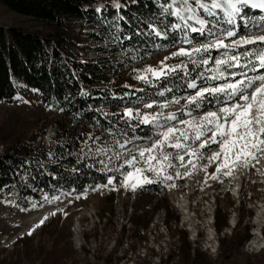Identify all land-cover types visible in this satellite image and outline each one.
I'll return each instance as SVG.
<instances>
[{"label":"trees","instance_id":"16d2710c","mask_svg":"<svg viewBox=\"0 0 264 264\" xmlns=\"http://www.w3.org/2000/svg\"><path fill=\"white\" fill-rule=\"evenodd\" d=\"M0 1L32 22L30 25L0 24V102L17 101L26 88L34 91L46 108L53 112L62 110L63 113V116L56 118L53 143L34 145L35 138L25 136L21 129L0 131V195L21 210H34L54 203V196L80 195L104 186L111 175L113 181L118 182L125 173V167L119 168L120 171L101 172L88 159H80L79 154L74 152L81 151L86 144V129L93 126L115 135L151 137L155 130L151 125L141 124L133 132L121 119L123 113L115 111V106L125 102L146 103L174 98L190 91L186 83L193 77L176 72L167 79H154L151 84L145 83L140 88L119 86L112 82L109 86H95L103 81H111L110 76L103 73L100 65L88 63L86 58L82 60L83 51L79 47L82 39L79 38L80 32H75V26L81 25L77 20L103 13L109 18L117 15L118 32L122 36L129 23L130 33L134 34L136 27L145 29V36H141L140 32L133 36L136 48L143 55L155 44L162 47L165 42L177 43L179 29H173L171 25L179 21L167 14L156 16V0ZM162 1L169 3V0ZM144 15L149 18L144 19ZM156 31L167 35L157 36ZM190 34L195 42L200 40L198 33ZM196 83L198 87L207 86L209 81L197 80ZM169 88L171 91L166 90ZM160 90H164L163 96L159 95ZM207 99L213 102H205L199 109L189 105L188 111L199 113L219 105L215 102L216 98ZM104 103L110 106L108 110L100 108ZM71 120L80 128L69 127ZM136 123L131 121L133 126ZM113 125L115 130L109 131ZM121 129L127 131H118ZM142 188L158 190L160 186L145 184ZM45 196L52 202H47ZM33 204L37 206L33 208ZM218 219L219 216L216 222ZM244 257L237 254L231 261L237 260L243 264ZM223 259L216 264H223ZM247 264H264V258Z\"/></svg>","mask_w":264,"mask_h":264},{"label":"rangeland","instance_id":"374dc122","mask_svg":"<svg viewBox=\"0 0 264 264\" xmlns=\"http://www.w3.org/2000/svg\"><path fill=\"white\" fill-rule=\"evenodd\" d=\"M168 2H170V0ZM156 6L158 7L157 4ZM245 12L247 13V17L261 15L254 9H246ZM201 14L203 15V13ZM159 15H161V11L158 7L156 16ZM93 16L94 15L90 16L89 20L79 21L81 25L75 26V32H80L79 38L85 40L83 43L87 44L84 45L83 48H80L84 54H82V60L84 61L85 58L87 60H92L91 58L94 57L93 65H100V67L103 68L102 70H104L103 73H107L110 76L111 81H103L95 86H109L112 82V84L119 86L140 88L145 82L137 79V75L143 73L148 67L159 68L163 65H176L180 64L181 61L187 60L186 57L173 56L172 53L177 52L181 47L189 48L190 45L188 44L182 45L178 42L175 44H166L165 42V46L163 45L162 47L155 44L152 49L148 50L146 55H143V53L138 51L136 46L134 48V45L129 47L130 45L128 43L126 44L125 51H119V47L122 45L118 46V42L109 36H104L105 40L101 42L91 39L86 35L87 33H85V31L90 32L92 30L90 26L94 23V18L98 20L96 23L97 25H99L101 21L98 15L95 17ZM116 16L111 18L113 23L116 21ZM143 18L148 19L149 16L144 15ZM193 22L194 21H190L189 23L194 24ZM18 23L30 25L32 22L24 15L9 9L0 1V24L10 25ZM238 23L241 24V28L237 37L229 38V40L238 39L245 35L261 34L246 32L239 18ZM114 30L118 31V28L113 29V32ZM93 31L97 34L104 35L98 28L93 29ZM124 32H126L125 28ZM139 32L141 36H145L144 33L142 34L141 28L136 27L134 34L138 35ZM134 34L131 33L130 38H132ZM199 37L200 40L193 44L198 46L199 43L208 42L200 34ZM229 40H226L225 43H228ZM114 47L116 49H113V53L105 51L107 48ZM224 51V49H212L211 56L215 59ZM207 56L208 54H204V58H207ZM119 57L122 59H129V61L132 62L131 65L129 67H127V65L121 67L122 65H119L121 63L119 61L116 64L114 59ZM214 67L215 65L212 60H210L207 66L201 65L195 72L192 71L193 66L189 64L188 71L191 73V77H195L198 72L203 71L205 68ZM232 71L243 72L247 71V69L235 68L232 69ZM258 71L264 73V69H259ZM176 72H182V75H185L181 70H177ZM256 74L257 73L254 72H248V75ZM207 75L210 76L211 73L209 72ZM149 78L154 80L151 76H149ZM240 78V76H237L235 78L229 77L228 79ZM208 81L209 83L207 86H214L225 82L221 80ZM200 82L206 81L200 80ZM195 91V89H190V91L186 93L178 96L175 95L174 98L152 101L151 104L153 106L148 108L147 111H142V109L138 111L142 114L163 112L167 115L168 113H176L178 120H188L192 117L203 116L207 111H218L219 107L223 106L221 104L211 106L199 113H191V116H189L187 114L189 112L188 109L185 108L183 110V107L187 103L186 98L195 95ZM174 100H178L179 102H172ZM162 104H167L168 106L166 108H161L160 105ZM100 108L108 110L110 106L104 103L100 105ZM133 110L134 113L137 111V109ZM61 116H63L62 110L58 112L51 111L40 103L34 91L24 88L17 101L13 103L0 102V131L6 130L10 132L14 128L15 130L21 129L25 136L35 138L34 145L38 143H44L46 145L44 137L47 134H51V128L56 124V118ZM178 120L170 121L169 125L182 127L178 124ZM71 121L68 123V126L74 128L71 125ZM41 130L44 131L42 134H39ZM86 130V148L89 149L92 145L97 146L99 143L103 142L104 137L102 135H97V132L89 128ZM189 143H192V141H189ZM198 143L199 142L193 144V147H197ZM209 146L210 147L205 152H202L203 149L201 150L203 155L206 154L208 157L218 150V146L215 144ZM1 149L2 146L0 145V150ZM172 150L180 152L176 149ZM221 162V160H216L209 163L208 160V172L203 183L197 186L199 189H204V187L214 184L218 186L219 183L228 180L230 175H224L216 171L217 165ZM121 165H123V168L125 167V173L132 170V166L126 165L124 162L117 168H121ZM233 173L240 174L243 184L249 186L251 193L250 199L256 197L261 204V207H257V215H255L254 220L256 221L258 216H260V214H258V209L260 208L264 212V157L260 158L259 163L253 161L248 167L239 165L232 167L231 175ZM213 176L217 178L213 179ZM110 178L113 179L112 175ZM110 178L108 177V179ZM123 181L124 175L122 174L118 182L113 181V183L107 187L98 186L94 190L80 195L63 194L59 199H56L54 203L34 210H21L5 201L4 197L0 195V264H124L121 260L122 257L125 256L129 258L131 255L132 258L137 255V259L141 264H216L223 258V264H240L237 260L236 262L231 261V258L234 259L237 254L245 256L242 262L243 264H247L248 262L255 263L257 259L264 258V248L256 252H248L244 249L245 241L251 236L250 221L254 212L248 210L245 206V201H242L239 210V222L237 226L229 232V229L225 227L228 226L227 218L232 200L228 194L223 195L221 193L216 197V218L219 216L218 221L215 223L218 247L216 253L208 254L199 249L195 251L192 250V242L188 239L187 233L182 229L178 230V232L177 229H175L171 232L170 240L166 237H157L158 235L155 234L157 238H155V241H157L158 248L161 249L159 251L153 249L152 252H148V256L145 257L147 259L139 257L136 252H141L140 247L144 245V242L142 241L137 244L135 237L129 235L128 232L123 233V231H119L118 227L120 224L124 223V221H121L122 211L119 209L114 212V198L108 194V189H120L121 187H125ZM132 182H135V180L129 182V186H127L128 191L132 188L130 186ZM140 184H143L142 180ZM153 198V195L147 193L143 194L136 201L134 207L137 210H147L132 216L131 222L133 227L130 229L131 232L134 233L139 227L146 228L149 223L152 222L155 210L152 212L148 207L153 202ZM204 201L203 198L201 203L205 204ZM125 205L126 203L123 204V206ZM247 205L250 204L248 203ZM156 206L157 208H166L168 206L167 198H163ZM106 211L111 213L110 216L105 217ZM263 218L264 217L261 219ZM171 219L172 215H169L167 221ZM41 220L44 221L42 224L40 223ZM29 232H31V235H29ZM177 233L180 234V239L176 238ZM126 238L128 239V244L125 242ZM149 239L152 238L149 237ZM79 244H81L80 248ZM130 244L134 250V254H131V251L127 249ZM149 244L152 246L151 242H147L146 246L149 247ZM169 250L171 251L169 252ZM167 253L168 256L165 255ZM228 255L231 256H229L230 260H228L229 257L227 258ZM156 259L160 260V262H156Z\"/></svg>","mask_w":264,"mask_h":264},{"label":"snow or ice","instance_id":"6c2138e0","mask_svg":"<svg viewBox=\"0 0 264 264\" xmlns=\"http://www.w3.org/2000/svg\"><path fill=\"white\" fill-rule=\"evenodd\" d=\"M246 9L264 10V0H170L163 6V12L168 16H174L179 21L171 25L173 29H179L184 33L182 43L190 45L189 48L181 47L173 56L186 57V61H181L176 65H163L159 68L148 67L143 73L137 75V79L145 83H152L151 76L156 81L167 79L176 73L177 70L184 72L185 76H190L188 65L193 66L195 72L201 65L207 66L212 60L214 68H205L197 73L190 81L186 83L189 89H195V95L187 97L185 108L189 105L199 109L205 102L212 103L207 97L216 98V103L223 105L218 111H207L203 116L192 117L191 119H179L176 113H140L138 110L134 113L131 108L125 109L121 119L125 121L133 132L135 128L143 125L153 126L159 139L154 140L147 148L140 149L138 156H131L126 159L124 164L132 166L131 171L122 173L124 175L123 185L135 189L140 186L141 180L144 183H153L145 172L154 173L160 182L172 180L171 175L166 174L168 168H173V159L184 162L185 157H196L202 159V149L211 144L218 146V150L208 157L209 163L221 160L217 165V173L231 175V168L239 165L248 167L253 161L259 163L261 157H264V73L259 69H264V14L254 17H247ZM203 13V15L201 14ZM207 17V18H205ZM246 32L261 33L257 35H245L238 39L241 24ZM194 21L199 27L189 23ZM155 31V29H154ZM189 33H198L208 42L193 44ZM157 36L164 35L156 31ZM229 40L228 43H225ZM255 47L248 48L246 46ZM212 49H224L215 59L211 56ZM244 49L243 51H236ZM204 54H208L204 58ZM247 69V71L236 72L228 69ZM211 75H207V73ZM248 72L257 73L248 75ZM240 76V79H228ZM197 80H221L224 83L214 86L198 87ZM171 91V89H166ZM160 96L164 92L159 93ZM222 97V98H221ZM178 103V100L172 101ZM152 104H146L145 107L151 108ZM167 104L160 105L166 108ZM191 116V111L187 113ZM117 115V114H114ZM182 127L170 126V121H177ZM131 121H137L133 126ZM115 130L113 125L109 131ZM126 132V129L118 130ZM139 139V137H135ZM98 139V138H96ZM192 141V143H189ZM198 143L197 147L193 144ZM118 143L119 148H124L128 141ZM168 149H176L179 152L173 156ZM97 151L107 152V148H97ZM143 161L144 167H137L139 161ZM191 163V161H189ZM123 168V165H121ZM109 171H120V169H109ZM179 175V173H177ZM217 178L213 176V179ZM113 183V179H108L107 187ZM174 186V185H173ZM47 202V196L44 198ZM53 200L59 197H53ZM37 205L33 204V208ZM54 214V213H53ZM46 219V218H45ZM44 221L41 220V224ZM39 226V225H37ZM31 235V232H29Z\"/></svg>","mask_w":264,"mask_h":264},{"label":"built area","instance_id":"2783aa9c","mask_svg":"<svg viewBox=\"0 0 264 264\" xmlns=\"http://www.w3.org/2000/svg\"><path fill=\"white\" fill-rule=\"evenodd\" d=\"M156 4L161 11V15H159V17L166 14L163 12V6H166L167 3L162 0H156ZM98 17L101 19L100 24L97 25L96 23L98 20H94V23L90 26L92 30L90 32L85 31V33H87L86 35H88L91 39H95L100 42L105 40L104 36H109L118 42V46L122 45V48L119 47V51H125L127 43L130 45L129 47H132V45H134L133 48L135 47V40L133 41V37L130 38V23L128 24V27H125L126 32H124L125 35L122 36L118 32L120 30V26L116 21V23H113L111 18L103 13H98ZM79 21L82 20H77V22ZM96 28H98V30L104 35L95 33L93 29ZM116 28H118V31L114 30L113 32V29ZM141 30L145 31V29ZM179 38L183 40L184 36L179 35ZM83 41L85 40L80 42V48L87 45L84 44ZM113 49L116 48H107L105 51L113 53ZM91 59L92 60H86L88 63H93L94 57ZM114 60L116 61V64L118 61L121 62L119 64L122 65L121 67H124V65L129 67L132 63L127 58L126 60H123L119 57ZM160 92L163 91L161 90ZM146 104H151V102H125L123 104L116 105V108L119 112H124V110L128 107L147 111L148 107H145ZM184 108L185 107H183V110ZM71 125L74 128L79 127L75 121H71ZM55 127L56 124H54V127L51 128V134H47L44 137L46 144L53 143ZM88 128L97 132V135H102L104 137L103 142L99 143L97 146L92 145L89 149H86V145H84L81 151L75 150L74 152L79 154L80 159H88L91 165L95 166L101 172H108L109 169L117 168L126 159L131 158V156H138V151L140 149L149 147L154 140L159 139V136L156 135V133L151 137L136 139L135 137L127 135H115L107 131H99L93 126H89ZM155 132H157V130H155ZM125 141H128L125 147L119 148L117 142L124 143ZM97 148H107V152H98ZM168 151H171L173 156L178 153L172 149H168ZM179 154L182 155L183 153L179 152ZM189 161H191V163H189ZM173 164L175 167L168 168L166 171V174L171 175L173 179L166 182H160L159 178L152 172L144 173V175H146L149 179L156 181L150 184H158L160 186V189L158 190L142 188L141 186L146 184L144 182L135 189L131 188L129 191L127 190V187H121L120 189H108V194L114 198V212L119 209L122 211L121 221H124V223L120 224L118 227L119 231H123V233L128 232L129 235L135 237L137 244L142 241L144 242V245L140 247L141 252H136L139 257L147 259L145 257L148 256V252H152L153 249L158 251L161 249L158 248V244L156 243L157 241H155V234L158 235L157 237H166L170 240L171 232L175 229H177V232L182 229L187 233L188 239L192 242V250L195 251L199 249L208 254L216 253L218 248L215 227L217 211L216 197L219 193L223 195L228 194L232 200V205L229 208L227 218L228 226L225 228L229 229V232H231L232 229L237 226L239 222V210L241 208V203L242 201H245V206L248 210H252L254 214L250 221L251 236L245 241L244 249L248 252H256L264 248V218L254 221L255 215H257V207H261V204L256 197L250 199L251 193L249 186L242 183L239 174L233 173L229 176L228 180L219 183L218 186L214 184L212 186L204 187V189H199L197 186L203 183L209 168L208 156L206 154L203 155L202 159L186 156L182 164L180 161L173 159ZM136 166L144 167L143 161H139ZM177 173H179V175H177ZM147 193L153 195L154 197L153 202L148 207V209L152 212L155 210L154 218L146 228L139 227L137 231L133 233L130 231L133 227L131 222L132 216L134 214L143 213L144 210H147H137L134 205L143 194ZM163 198H167L168 206L166 208H157V203ZM203 198L205 200V204L201 203ZM124 203H126L125 206H123ZM248 203L251 206L247 205ZM110 214L111 213L109 211H106L105 217L110 216ZM169 215H172V219L167 221V217ZM149 237L152 239H149ZM176 238L180 239L179 233L176 234ZM127 241L128 239L126 238V244H128ZM147 242H151L152 246L149 244L150 246L147 247ZM131 244L127 247V249L131 251V254H134ZM80 245L81 244H79V248ZM170 251L171 250H169V252ZM168 253L165 255L168 256ZM123 257L121 260L124 264H141L137 259V255L134 258H132V255L129 258L125 256ZM156 262H160V260L156 259Z\"/></svg>","mask_w":264,"mask_h":264},{"label":"bare ground","instance_id":"6f19581e","mask_svg":"<svg viewBox=\"0 0 264 264\" xmlns=\"http://www.w3.org/2000/svg\"><path fill=\"white\" fill-rule=\"evenodd\" d=\"M262 177H263V176H262ZM262 205H263V204H262ZM258 212H259L258 214H260L261 218L264 217V212H263V210H261V209L259 208V209H258ZM260 216H258L257 220H258V219H261ZM254 220H255V219H254Z\"/></svg>","mask_w":264,"mask_h":264}]
</instances>
